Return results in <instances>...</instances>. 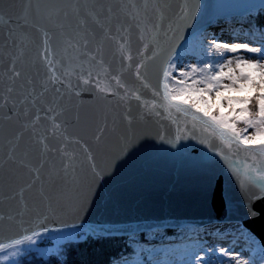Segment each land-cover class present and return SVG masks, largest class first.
Here are the masks:
<instances>
[{"label":"snow or ice","instance_id":"1","mask_svg":"<svg viewBox=\"0 0 264 264\" xmlns=\"http://www.w3.org/2000/svg\"><path fill=\"white\" fill-rule=\"evenodd\" d=\"M225 7L236 11L228 18L238 17L240 28L219 41L206 27ZM213 52L250 55H221L222 63H193L190 72L180 69L181 79L173 75L181 56L204 61ZM231 92L248 94L225 95ZM238 103L245 106L237 110ZM160 108L174 134L155 126ZM151 140L177 152L181 140L203 145L207 152L189 166L211 168L219 157L229 203L235 188L245 216L258 215L252 205L264 201V0H0V264H25L32 254L60 257V248L40 242L71 238L97 211L101 181L159 151ZM223 207L216 215L235 220L243 252L204 241L203 227L190 229L196 239L182 248L153 246L149 238L165 234L147 219L131 231L122 223L97 229L127 235L128 255L112 264H264V235L257 239Z\"/></svg>","mask_w":264,"mask_h":264},{"label":"water","instance_id":"2","mask_svg":"<svg viewBox=\"0 0 264 264\" xmlns=\"http://www.w3.org/2000/svg\"><path fill=\"white\" fill-rule=\"evenodd\" d=\"M213 2L232 5L242 3L243 0ZM215 15L217 19L228 18L230 15L236 16V11L225 7ZM217 19L208 23L206 28L211 27ZM93 78L95 79V76ZM84 98L88 99L89 96L85 94ZM145 98L150 100L151 93L148 92ZM158 111L161 112V116L153 118L159 122L155 126L162 125L165 134H174L175 126L171 124L167 114L162 108ZM176 115L180 120L191 121V117ZM150 143L155 144L159 151L137 156L119 171L114 170V177L109 183L101 181L97 188L98 197L94 198L97 211L86 218L79 230L91 229L104 233L97 229L98 225L122 223L129 226L125 231H131L137 222L143 223L145 219L159 228H180L185 225L200 227L213 223H227L229 220H220L216 215L223 203L225 217L238 216L243 219L246 226L256 234L257 239L264 235V201L253 202V210L258 213L254 218L245 216V208L241 205L238 190L235 188L232 189V200L229 203L226 189L230 185L225 179L227 170L219 157L214 158L216 164L213 167L194 170L188 161L191 157L200 158L202 152H207L203 145L194 140H181L178 145L180 151L177 152L163 142L151 140ZM182 145L186 147H181ZM231 222L235 220L232 219ZM111 234L125 235L124 232Z\"/></svg>","mask_w":264,"mask_h":264},{"label":"trees","instance_id":"3","mask_svg":"<svg viewBox=\"0 0 264 264\" xmlns=\"http://www.w3.org/2000/svg\"><path fill=\"white\" fill-rule=\"evenodd\" d=\"M212 54H218L213 52ZM211 54V55H212ZM221 55V54H219ZM189 57L183 56L188 58V60H192V62L197 63H208V60L200 61V59L196 56ZM195 60V61H194ZM188 79V78H186ZM248 93L245 92H231L225 93V95H239L244 96ZM216 101L214 99L213 104ZM245 105L242 104H235L234 107L239 110L240 107ZM227 109V105L224 110ZM213 111H218V109L214 108ZM244 124L242 122L237 123L238 129H244ZM165 234L164 238L161 239L158 236L159 240H162L161 245L163 246V242L169 240L170 238H174L176 235L175 229L166 228L162 230ZM194 231H190L185 233L192 234ZM171 240V239H170ZM182 240V238H178V241ZM127 242V235H106L103 233L93 232L91 230H81L76 231L74 233V237L71 239L63 240L58 243H54L51 239L42 240L39 244V247H47V246H54V249L57 247L61 249V256H55V253H49L48 256H39L36 254H32L31 256H26L24 258L25 264H58L61 257L66 258L67 264H112L114 260H116L121 255H128V251L125 250V243ZM189 241H185L187 244ZM183 244V243H182ZM184 246V245H183ZM129 259H132L129 256Z\"/></svg>","mask_w":264,"mask_h":264},{"label":"rangeland","instance_id":"4","mask_svg":"<svg viewBox=\"0 0 264 264\" xmlns=\"http://www.w3.org/2000/svg\"><path fill=\"white\" fill-rule=\"evenodd\" d=\"M235 17V16H234ZM240 28V23H239V18L236 17V19L234 20H230L229 18H220L217 19L213 26L206 28V33L211 36L212 34H214L216 36V38L219 41H228L231 40L232 38H234V36L236 35V32L239 30ZM235 30V31H234ZM242 38V37H241ZM223 55V59H235L238 55H250V54H245L243 52H239V53H227V54H221ZM219 54H212L211 55V59H208V63H222L223 60H218L217 57L221 56ZM186 57H189L187 55H185ZM195 61V60H194ZM175 63V71L173 72V75L176 77V79H181L180 77V69H184L186 72H190V65L195 63L192 62V60H188V58H185L183 56H181L179 59H176L174 61ZM197 63V62H196ZM226 70V69H225ZM188 82H191V77H189ZM227 82V81H224ZM173 85L170 83V87H172ZM212 102L215 99V94L212 93ZM226 107V104L224 105V108ZM245 128V127H244ZM252 132V129H247V132L245 134H250ZM235 222H227V223H213L210 225H204L201 226L204 228V231L202 233H200V237L208 242L209 244L215 242L217 244H221V245H227V247H236V249L238 251H245L247 249V244L244 242L243 237H237L236 234L233 231V227L231 226L232 224H234ZM200 227L197 226H191V225H187L184 226L182 228H177L176 229V233H175V237L174 238H170L169 240L164 241L161 245L162 240L158 239L159 233L156 234L155 239L153 238H149L150 240H152V244L153 246L157 247V248H165V247H172V248H182L183 245H185V241H189V239H196V233L195 231L192 234H186L187 232H190V229H199ZM160 231H162V229H160ZM75 233V232H74ZM74 233L72 234L71 238L74 237ZM68 238V239H71ZM178 238H182V240L178 241ZM51 240L54 241V243H58L61 242L63 240H67V239H63V240H56L54 238H49ZM183 243V244H182ZM56 244L52 245V246H47V247H40L42 249H54V246ZM161 258L163 259V254L161 255Z\"/></svg>","mask_w":264,"mask_h":264}]
</instances>
